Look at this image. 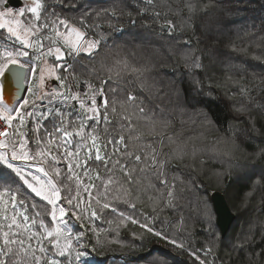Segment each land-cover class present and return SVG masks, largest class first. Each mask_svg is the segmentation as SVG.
Returning a JSON list of instances; mask_svg holds the SVG:
<instances>
[{
    "label": "snow or ice",
    "instance_id": "obj_1",
    "mask_svg": "<svg viewBox=\"0 0 264 264\" xmlns=\"http://www.w3.org/2000/svg\"><path fill=\"white\" fill-rule=\"evenodd\" d=\"M148 2L151 4L152 0ZM7 4L8 0H0V29H6L14 43L12 47L0 48V121L3 122L0 125V163L15 174L20 186L16 191H0V264H61L60 258L73 255L78 264L86 254L78 250L82 234L73 236L66 217H74L77 221L87 219L98 241L100 232L106 230L96 231L94 222L106 210L117 213L118 222H108L116 224L117 234L119 227L127 221L153 232L154 228L148 223L126 216L116 205L130 204L135 209L136 204L131 202L135 189L137 193H156V196H148L153 205V216L150 218L145 213V220L154 222L156 214L164 208L175 209L182 193L176 190L178 178L169 177L166 166L172 158L179 159L189 150L195 154L197 148L192 145L189 149L187 143L165 137L167 124H160L158 129L157 122L141 106L142 101L118 82L123 73L140 88H148L150 85L146 82L137 81L147 69L118 61L115 79L112 69H107L108 78H101L99 87L78 82L74 63H68L67 58L81 53L91 56L101 44L83 30L87 28L84 17L79 18L82 27H77L55 12L49 18L44 0H31L30 4L15 11ZM187 9L190 14L195 11L191 0H188ZM159 15V12L154 13V16ZM163 27L169 35L173 34L171 30L175 25L172 21ZM232 50L245 51L235 45ZM48 58L55 63H49ZM254 58L261 59L260 56ZM185 60L193 69L201 67L199 56L189 53ZM61 71L65 73L63 77ZM7 77L11 78L17 93L23 91L26 95L6 100L4 79ZM49 80L56 81L59 86H49ZM81 85L83 92L74 90ZM239 91L241 107L236 111L246 112L248 109L243 106V101H251L252 97L246 88ZM122 94L123 98L117 99ZM64 105H73L72 111L62 110ZM49 120L53 122L51 131L43 127ZM28 121L33 125L31 141L27 132L21 130L27 127ZM140 121L146 125L148 135L160 141L159 147L142 141L144 134L136 127V122ZM101 123L105 126L104 137L97 131ZM109 124L118 129L110 137L107 135ZM42 128L43 136L40 135ZM165 139L169 145H175L171 152L164 150ZM30 143L34 148L28 147ZM102 147L105 149L103 154ZM101 167L103 174L98 171ZM29 190L46 202L43 214L35 211L36 204L29 205ZM5 192L8 200H4ZM135 198L139 199V195ZM29 207L34 214H29ZM202 211L207 215L206 209ZM45 216L50 219L49 223L45 222ZM154 234L184 248L183 242L170 239L163 231ZM211 252L209 247L207 253ZM191 254L200 264H205L195 252ZM253 255H264V249ZM153 264H166V261L157 259Z\"/></svg>",
    "mask_w": 264,
    "mask_h": 264
},
{
    "label": "trees",
    "instance_id": "obj_2",
    "mask_svg": "<svg viewBox=\"0 0 264 264\" xmlns=\"http://www.w3.org/2000/svg\"><path fill=\"white\" fill-rule=\"evenodd\" d=\"M121 1L122 0H44L47 8V15L54 12L55 7H52L54 5L68 8L70 5L74 4L75 7L70 8L74 11L73 17L75 22H79V18L83 16L84 24L87 25V28L83 30L87 31L88 36L101 41L99 49L91 56L80 54L74 58H67L68 63H74L76 69L75 75L78 82H88L95 87H99L101 78H108L106 75L107 69H112V75L115 79V72L119 71L118 61H126L128 64L136 67L143 66V63L147 64L146 62L151 53L154 52L158 42L160 41L163 43L169 40V32L164 30L163 25L171 20L176 22L177 28L180 31V37L185 41H189L188 44L190 46H188L190 47V51H193L194 48L195 51H200L210 46H214L216 49L221 48L218 46L221 43L237 44L239 42V44L243 46L253 42L257 52L263 55L264 59V52L261 53L264 51V0H191L192 4L195 5V11L191 14L188 12L187 4L170 7L167 6L169 0H152L151 4L148 0H132L133 2L130 4L133 8H130L131 11L127 10L126 12L116 7L117 3H121ZM185 1L188 3V0ZM175 3L178 4L179 0H176ZM157 4L159 6H157ZM152 5H155V7ZM179 10L180 12H178ZM97 12L100 13L99 16L96 15ZM113 12L115 13L114 15ZM156 12H159L160 15L154 16ZM207 14L208 18L211 16V24L217 22L220 26L222 24L217 21V18H221L222 16L232 17L233 29H230L231 31L227 30L230 36L219 37L218 35L217 38H215L216 40H213L210 33L206 32L208 31L207 27H205L202 22L206 19ZM244 19L247 20L248 25L236 29L237 25ZM78 25L82 27L80 23H78ZM228 26L231 25L228 24ZM200 27H204L202 33L200 32ZM222 27L225 29L224 25H222ZM218 30L222 33L220 29ZM237 30L240 31L237 32ZM144 38H147L148 42L146 44L143 43ZM1 46H7V44L0 35V47ZM236 59L242 64L240 69L235 67L233 71L240 73L239 76L242 78V81L240 85L237 86L238 91H235L237 95H240L239 89L246 88L249 90L248 94L252 97L251 101L247 100V108L251 114L242 113L237 116L239 118L237 120L241 121L242 125L238 124L235 120L234 106L232 104L230 106V100L227 98V96L232 93V90L219 92L218 89L211 86L210 81L206 80V78L201 82L202 71H200V86H198L199 83H196V86L199 87L197 90L196 86L193 87V84L189 82L181 86L183 95L191 104L187 105L194 106L193 108L196 110L191 113V115L195 116L188 117L195 124H182L180 123L181 120L179 117L174 116L170 118L172 117L171 115L168 114L170 117L165 114L162 115L155 108H147L146 110L154 117L160 116L164 120L167 118L170 119L171 123L175 125L174 130H180V127H191L192 129L188 132L200 130L201 122H203V118L205 117L204 121L209 120L213 122L216 130L227 134L229 144H241V150L247 153L259 151L258 154L259 157H261V154L264 153V60L251 61L247 59V57L245 59ZM50 60L55 63L52 58H50ZM247 64L250 66H247ZM244 66L245 70L243 71L242 67ZM60 75L63 77L65 73L61 71ZM118 82L123 88H127L129 85L134 87L132 93L142 101L141 105L143 107L146 106L147 101L143 98L144 92L142 88H139L137 84L129 80L128 74L122 73ZM112 86L115 87V83H112ZM75 90L83 92V85ZM122 98L123 94L117 97V99ZM109 99H112L111 95H109ZM62 107L63 110L66 111H72L73 109V105H64ZM76 107L78 108V105ZM255 110L259 112L260 118H254L253 114ZM110 119H112V117H110ZM142 124H144V122H136V127L140 132L139 125ZM104 127L103 123L97 127L98 133H103L102 137L106 135L104 133ZM107 127L109 128V133L107 135L109 137L114 136L118 129H114L111 124ZM174 130L173 133L176 132H174ZM147 135L144 136L146 138L142 140L143 142L146 141L148 144L159 146V140L157 138ZM104 151L105 149L102 147V152L104 153ZM231 152L235 154L238 150H231ZM260 159V162L257 163H264V156ZM230 161L235 164L234 169H239L243 165H247V163L237 161L236 157H234V159L230 158ZM167 166V168H169V165ZM98 171L103 174L102 171H104V169L98 168ZM237 177L238 175L235 174L229 176L227 186L231 189L227 192V195L223 189L215 187L209 188V186L206 185L205 190L202 191L199 198L200 201L202 199L201 196L206 197L207 193H210L209 197L212 201V193L219 190L225 194L226 199L227 196L231 200L232 197L236 199L238 205L235 207L237 210L236 212L232 210L236 214V218L226 236L223 237L221 235L217 222L216 225L220 234L217 240L216 232L208 231V229L203 226L195 232L197 241L192 246H189L190 248L184 246V252H178V248L173 247L168 240L167 242L172 249L163 246V243H159L161 237L154 234L155 231H163L165 234L169 235L171 231L169 228L170 222L167 220L173 216V210H167L164 213L166 216L162 214L158 219L160 222L166 221L163 225H156L159 228H161V226L162 228L168 226L167 228L160 230L154 228V231L151 232L153 234L151 238H146L144 240H140L139 238L132 239L126 250L116 251L106 256L101 255L103 247L101 245L100 247L98 246L101 241H96L89 237L90 234L87 223H90L87 219H84L79 224L73 217H66L72 234L74 236L82 234L86 237L88 250H82V252L86 254L80 258L78 264H153V261L157 259L168 260V264H200V261L191 254L193 252H195L197 256H200V258L205 261V264H264V255H253L254 253H259L261 249H264V173L240 180V183L234 185V181L237 182ZM3 180L0 181V191L5 190L2 185ZM96 182L97 181H94V183ZM157 187H159V185H157ZM133 191L136 192L135 189H133ZM231 192H233V196ZM142 194L150 196L155 194V192L149 191L143 192ZM8 199V193L5 192L4 200ZM36 199H38V197L35 196L32 201L28 199L29 205L34 204ZM116 207L118 211H122L126 214V209L128 208L126 204L118 203ZM35 211H40L43 214V210L36 208ZM144 212L143 208L136 205L131 215L135 219H139L141 223H145L143 218ZM29 214H34L31 207H29ZM44 218L46 223L50 222L48 217L45 216ZM109 221L118 222L117 213L106 210L99 219L95 220L96 231L100 229L106 230L100 232L99 238H104L108 232L116 229V224L113 223L110 225L108 223ZM125 223L141 227L140 224H135L130 221ZM148 226L152 227L153 225L148 223ZM240 226L242 227L240 236H238L240 237L239 240L236 241V239H234L231 241L230 234L236 230L238 231ZM89 227L91 229V224ZM119 228L121 232H127L128 230L123 224ZM207 232H210V236ZM120 236L121 239H124L122 241L130 239L128 233L121 234ZM209 247L212 249L210 254L207 253ZM178 254H180L181 257L180 255L178 257ZM60 260L61 264H70L68 260L75 261L74 255L69 258H60ZM75 262L77 264V261Z\"/></svg>",
    "mask_w": 264,
    "mask_h": 264
},
{
    "label": "rangeland",
    "instance_id": "obj_3",
    "mask_svg": "<svg viewBox=\"0 0 264 264\" xmlns=\"http://www.w3.org/2000/svg\"><path fill=\"white\" fill-rule=\"evenodd\" d=\"M20 1L21 4L18 7L12 5H7V6L13 8V10L15 11L31 3V0H20ZM98 1H102V0H98ZM175 1L176 0H169L167 2V6L173 7L174 5L180 6L183 4H187L185 0H179L178 4H176ZM132 2H133L132 0H126V1L122 0L121 3L120 2L117 3L116 7L117 9H120L122 11H126V12L127 10L131 11L130 8L133 7L131 6L130 3ZM157 6L159 5L157 4ZM52 7H55L54 12L57 15L63 18H68L72 23L76 24L77 27H80L78 25L79 22H75V19L73 17L74 11L72 8L70 7L66 8L65 6L59 7V5L56 6L54 5ZM178 12H180V10ZM48 17L51 18V14L48 15ZM207 18H208V14L206 19H204L202 22L203 25L207 27L208 31L206 32L210 33L211 38L213 40H216L215 38H217L218 35L219 37L230 36L227 30L231 31L230 29H233L232 17L222 16L221 18L220 17L217 18V21L220 22L222 25H224L225 29L222 27V25L220 26L217 22H213V24H211V16L208 19ZM171 21L175 25V28L171 30L173 34L169 36L168 41H165L163 43L160 41L158 42L154 52H152L151 55L149 56V59L146 62L147 64L143 63V67H145L147 71L143 74L142 78L141 77L137 78V81L146 82L147 84L150 85V87L142 89L144 92L143 98L147 101L146 106L144 107L145 111H147L146 110L147 108H155L162 115L164 114L167 116L171 115L172 117L169 116L170 118H173L174 116L179 117L181 120L180 123L182 124L185 123L195 124L188 117L195 116V115H191V113L195 112L196 110L193 108L194 106L187 105L190 104V101L187 100L183 95L181 86L189 82L190 84H193V87H195L196 83H199L200 75H201L200 71H202L201 82H203L206 78V80L210 81L211 86L215 89H218L219 92L222 91L227 92L229 90L230 91L232 90V93L227 96V98H229L230 100V103L229 101L228 103L230 104V106L231 104L234 106L233 110L236 116L235 120L237 121L238 124L242 125L241 121L237 120L239 119L237 116L242 113L251 114V112L247 108V102H248L247 100L243 101V106L248 110L246 112L236 111V108L241 107V93L240 95H237L236 91H238L237 86H239L242 81V78L239 76L240 73L233 71L235 67L240 69V66L242 64L241 62H238L236 58L245 59L247 57V59H250L251 61L252 60L255 61L256 59L254 57L260 56L261 57L260 60H264L263 55L257 52L253 42H250L243 46H241L239 42L237 44L221 43L220 45H218L221 48L216 49L214 48V46H210L207 47V49H201L200 51H195V48L193 51H190V47L188 46L189 44L185 43L187 40L185 41L182 37H180V31L177 28L176 22L173 20ZM228 24H230L231 26H228ZM247 25H248L247 20L245 19L241 20L240 24L237 25L236 29L243 28V26H247ZM203 29L204 27H200L201 33L203 32ZM218 29H220L222 33ZM239 31L240 30H237V32ZM0 35L2 38H8L11 41H13L10 38V35L7 33L6 29H0ZM88 37L94 39L93 37L90 36ZM147 42H148L147 38H144L143 43L146 44ZM233 45H235L237 49L243 48L245 49V51L243 52L233 51L232 50ZM12 46L13 44L12 45L10 44V46L8 47H12ZM3 47L4 46H1L0 48ZM263 52L264 51H262L261 53ZM189 53H192L195 56L200 57V63H201L200 68L193 69L190 66L189 62L185 60V56L188 55ZM48 60L49 63H54L53 61L50 60V58H48ZM186 64H189L188 68L185 67ZM247 66L250 65L247 64ZM242 70L243 71L245 70V66L242 67ZM37 72H39V67L37 68ZM133 83L138 85L136 81H133ZM48 84L49 86H55V87L59 86L58 83L54 80H49ZM198 86H200V83L198 84ZM133 88L134 87H131L130 85L127 87V89L131 91ZM198 88L199 87L196 86V90ZM5 94L7 95V97L11 96L15 98L16 97L15 87L10 83H6ZM119 112L120 110L118 109V113ZM148 114L157 122L158 129L160 124L162 123L167 124V128L164 131L165 137H168L171 133H173V130L175 129V125L171 123L170 119L167 118L164 120L160 116L154 117L150 112H148ZM253 115L255 119L260 118L259 112L256 110ZM118 118L119 117L117 116L116 119ZM204 119L205 117L203 118V122H201L200 125L201 129L196 132H192V131L188 132L190 129H192L191 127H184V128L180 127V130L176 129L174 130V132L175 131L176 132L170 135L178 143H187L189 149L191 148L192 145H195V147L197 148V152L195 154H193L189 150L186 153H184L179 159L172 158L167 164L169 165V168H167L168 166H166V171L169 177L176 176L178 178L176 182V190L177 192L182 193L181 198L177 202L176 208L175 209L164 208L163 211H160L158 214H156L154 222L151 219L149 220L144 219V222L153 225L152 226L153 228L157 230L164 229L167 228L168 226L164 228H162L161 226V228H159L156 225L159 226L163 225V223L166 221L160 222L158 221V219L162 216V214L166 216V214L164 213L167 210H173L174 211L173 216L167 220L168 222H170L169 228L171 230L169 233V237L170 239L175 238L178 241L183 242L184 246L188 248H190L189 246H192L197 241L195 236L196 230L203 226L207 228L208 231L216 232V240L217 237L220 236L219 229L216 225V214L213 209L211 198L209 197L210 193H207L206 197L201 196L202 199L199 201L200 195L202 194V191L205 190L206 185L209 186V188L215 187V188L223 189L227 195V192H229L231 189L230 187L227 186V182L229 181V176L231 174L238 175L236 179L237 182L234 181L233 183L234 185H237V183L241 182L240 180L248 179V177H254V175L257 176L261 173H264V163H257L260 162L261 160L260 158L264 156V153H262L261 157H259L258 154L259 151L253 153L243 152L240 148L241 144H229L227 134L216 130L213 122H210L209 120L204 121ZM52 123L53 122L51 120L46 121L44 122L43 127L51 131ZM2 124L3 122L0 121V125ZM32 126H33L32 122L28 121L27 127L21 129L22 131L27 132V136L30 141L32 140V131H31ZM139 129L144 134L142 137L143 140L144 138H146L144 136L148 134L146 125L144 124L139 125ZM0 130H2V127H0ZM9 132H11V129H9ZM102 134L103 133L101 132L100 135L102 136ZM40 135L41 136L44 135L43 128L41 130ZM125 135L127 136V133H125ZM144 143H146V141H144ZM159 146H160V141H159ZM28 147L34 148V145L30 143ZM174 147L175 145H169L167 143V140L165 139L164 150L166 152H171ZM200 149H203V151H200ZM213 149H217V151H213ZM231 150H238V152L232 154ZM234 157H236L237 161L247 163V165H243L239 169H234L235 164L231 163L230 161V158L234 159ZM16 163L22 164V162L20 161H17ZM61 167H63V165H61ZM1 180H3L2 185L4 189H9L12 191H16L19 189L20 182L18 178L10 169L7 168L6 165H3L2 163H0V181ZM96 183L98 184L99 181H97ZM144 192H149V191H144ZM142 193L143 192L137 193V191L136 192L133 191L134 198L132 199V203H135L139 207L143 208L145 211L144 214L146 213L148 217L151 218L153 216L152 202L148 199V196L143 195ZM232 194L233 192H231V195ZM137 195H139V199L135 198ZM34 196H35L34 194L30 193L28 199L32 201L34 199ZM151 196H156V193ZM227 199L229 201L232 210L236 212L237 209L235 206L238 205L236 199L232 197L231 200L228 196ZM34 204L37 205V209L39 210L44 211V209L46 208V202H43L39 197L34 201ZM126 207L128 208L126 209L125 215L126 216L131 215V212L134 209L130 206V204H126ZM204 209L207 210V215L203 214L202 210ZM181 218H183L182 224H180ZM73 219L76 220L74 217ZM77 222H79L80 224L82 221H77ZM123 225L126 228H128L127 232H121L119 228L118 234L116 230H113L111 232H108L104 238L102 239L99 238V241L101 242L98 244V246L100 247L101 245L103 247L101 253L102 256L109 255L110 253L116 251L126 250L127 246L131 243L132 239L139 238L140 240H144L146 238H151V236H153L152 233L148 232L146 229L142 227H136L134 225L127 223H124ZM87 226L90 234L89 237L98 241L96 232L90 229L89 227L90 224L87 223ZM241 227L242 226L239 227L238 231L236 230L230 234L231 241L234 239H236V241L239 240L240 237L238 236H240ZM83 232L86 233L85 231ZM124 233H128L130 239L126 241H122L124 239H121L120 235ZM207 233L210 236V232ZM159 243H163V246L167 248H171L167 240L161 238V241H159ZM74 245H75V241H74ZM79 245H80L78 246L79 251L85 249L88 250V246L86 244V237L84 235H82ZM173 247L176 246L173 245ZM176 248H178V252L179 251L184 252V248H179V247ZM179 255L180 254H178V257ZM164 261H166V264H168V260H164ZM68 263L76 264V262L73 260H68Z\"/></svg>",
    "mask_w": 264,
    "mask_h": 264
},
{
    "label": "water",
    "instance_id": "obj_4",
    "mask_svg": "<svg viewBox=\"0 0 264 264\" xmlns=\"http://www.w3.org/2000/svg\"><path fill=\"white\" fill-rule=\"evenodd\" d=\"M21 4L20 0H8L7 5H12L18 7ZM12 82L10 77H7L4 79V85L6 82ZM13 83V82H12ZM14 85V83H13ZM15 87V85H14ZM25 88L27 85L24 86ZM17 95L23 96L26 95V92L21 91L20 93H17ZM212 201L214 205V209L216 212V222L217 225L221 231V235L224 237L228 233V231L231 228L232 223L234 222L236 218V214L232 211L226 196L223 192L216 190L212 193Z\"/></svg>",
    "mask_w": 264,
    "mask_h": 264
},
{
    "label": "clouds",
    "instance_id": "obj_5",
    "mask_svg": "<svg viewBox=\"0 0 264 264\" xmlns=\"http://www.w3.org/2000/svg\"><path fill=\"white\" fill-rule=\"evenodd\" d=\"M4 39V41L6 42V44H7V46H10V44L12 45L14 42L13 41H11L10 39H8V38H3ZM102 154H103V152H102ZM102 168V167H101ZM103 169V168H102Z\"/></svg>",
    "mask_w": 264,
    "mask_h": 264
},
{
    "label": "bare ground",
    "instance_id": "obj_6",
    "mask_svg": "<svg viewBox=\"0 0 264 264\" xmlns=\"http://www.w3.org/2000/svg\"><path fill=\"white\" fill-rule=\"evenodd\" d=\"M6 83H10V84H12L13 85V83L12 82H9V81H7ZM14 86V85H13ZM9 91V90H8ZM6 95V94H5ZM16 96H17V94H16ZM7 98H13V97H7V95H6V97H5V99L7 100Z\"/></svg>",
    "mask_w": 264,
    "mask_h": 264
},
{
    "label": "flooded vegetation",
    "instance_id": "obj_7",
    "mask_svg": "<svg viewBox=\"0 0 264 264\" xmlns=\"http://www.w3.org/2000/svg\"><path fill=\"white\" fill-rule=\"evenodd\" d=\"M39 75V72H37V76Z\"/></svg>",
    "mask_w": 264,
    "mask_h": 264
}]
</instances>
